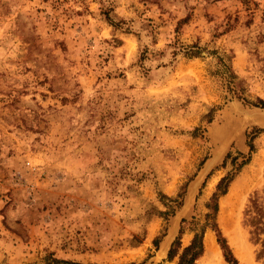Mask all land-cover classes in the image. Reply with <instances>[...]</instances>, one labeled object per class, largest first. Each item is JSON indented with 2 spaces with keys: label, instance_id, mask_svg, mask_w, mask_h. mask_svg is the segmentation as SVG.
<instances>
[{
  "label": "rangeland",
  "instance_id": "374dc122",
  "mask_svg": "<svg viewBox=\"0 0 264 264\" xmlns=\"http://www.w3.org/2000/svg\"><path fill=\"white\" fill-rule=\"evenodd\" d=\"M260 99L264 0H0V264H177L228 173L215 221L264 264Z\"/></svg>",
  "mask_w": 264,
  "mask_h": 264
},
{
  "label": "trees",
  "instance_id": "16d2710c",
  "mask_svg": "<svg viewBox=\"0 0 264 264\" xmlns=\"http://www.w3.org/2000/svg\"><path fill=\"white\" fill-rule=\"evenodd\" d=\"M189 54L197 55L198 52L192 50ZM260 102H264V100L260 99ZM232 178L233 174L231 173H228L220 178L216 185V190L213 192L207 203L209 211L206 213L205 223L199 230L194 232L190 242L185 246H181L180 236H178L173 241L168 251L169 259H173L177 256V264H197L196 260L204 251L203 237L205 228L209 225L215 230L217 242L221 247L225 260L230 264H240L226 237L223 235L221 229L215 221V215L218 211V197L227 191L228 184ZM243 223L247 227L249 240L256 247V259L264 261V189H262V193L255 191L253 195L250 196L244 209ZM180 231H182V229Z\"/></svg>",
  "mask_w": 264,
  "mask_h": 264
},
{
  "label": "bare ground",
  "instance_id": "6f19581e",
  "mask_svg": "<svg viewBox=\"0 0 264 264\" xmlns=\"http://www.w3.org/2000/svg\"><path fill=\"white\" fill-rule=\"evenodd\" d=\"M224 210H225V208L222 207L220 216L222 217L223 220H225L227 218V215H226L227 212L225 213ZM204 241H205L206 247H208V248L215 247V244L216 243H215V240H214V236H213V234L210 231H207L205 233ZM234 248H235L236 254L241 259V262L243 264H252V259L249 256L248 252L245 250V246L243 245L242 241H240L239 239H237L236 242H235V244H234ZM209 251H211V250H209Z\"/></svg>",
  "mask_w": 264,
  "mask_h": 264
}]
</instances>
